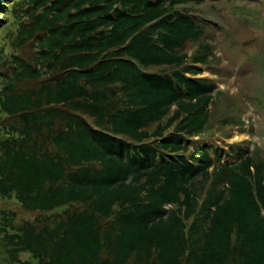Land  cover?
Listing matches in <instances>:
<instances>
[{"label":"trees","instance_id":"16d2710c","mask_svg":"<svg viewBox=\"0 0 264 264\" xmlns=\"http://www.w3.org/2000/svg\"><path fill=\"white\" fill-rule=\"evenodd\" d=\"M196 1L12 2L35 49L0 89V199L35 217L0 212L8 264H264L263 152L193 140L221 94Z\"/></svg>","mask_w":264,"mask_h":264},{"label":"rangeland","instance_id":"374dc122","mask_svg":"<svg viewBox=\"0 0 264 264\" xmlns=\"http://www.w3.org/2000/svg\"><path fill=\"white\" fill-rule=\"evenodd\" d=\"M15 1L0 0V89L13 70L11 60L34 55V34L28 37L26 33L31 10L24 2L10 10ZM180 8L191 9L196 18L205 20L202 41L210 44L212 55L199 77L210 79L215 91L222 92L212 97L206 124L212 128L198 136L199 143L217 148L220 143L244 142L248 149L255 145L264 154V0H198ZM229 117L233 122L227 121ZM0 212H13L12 225L35 217L12 199H0ZM17 257L29 260L27 254ZM4 258L0 249V264H8Z\"/></svg>","mask_w":264,"mask_h":264},{"label":"clouds","instance_id":"9594fccd","mask_svg":"<svg viewBox=\"0 0 264 264\" xmlns=\"http://www.w3.org/2000/svg\"><path fill=\"white\" fill-rule=\"evenodd\" d=\"M194 3H195V2H193V4H194ZM191 4H192V3H191ZM190 10H191V9H189V10L187 11V13H188V12L191 13ZM183 11H186V10H183ZM189 13H188V14H189ZM191 14H192V16H194L193 13H191ZM195 18H196V17H195ZM196 19H198V18H196ZM198 20H201L203 23H205L203 19H198ZM205 24H206V23H205ZM197 68H199V70L201 69L200 67H197Z\"/></svg>","mask_w":264,"mask_h":264}]
</instances>
